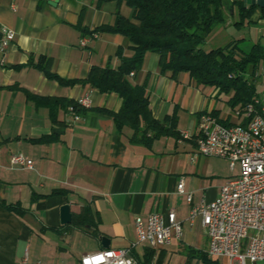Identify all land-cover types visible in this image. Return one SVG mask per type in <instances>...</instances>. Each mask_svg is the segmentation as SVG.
Returning <instances> with one entry per match:
<instances>
[{"label":"crops","instance_id":"0c3cea01","mask_svg":"<svg viewBox=\"0 0 264 264\" xmlns=\"http://www.w3.org/2000/svg\"><path fill=\"white\" fill-rule=\"evenodd\" d=\"M227 1L225 22L206 37L205 49L233 40H249L264 49V11L244 0ZM48 2L0 0V29L15 33L7 51L0 53V264H79L82 256L104 249L103 237L109 249H130L136 217L145 221L171 209L182 224V237L159 249L135 246L131 255L136 264L147 258L151 264H227L208 256L201 218L188 219L192 205L215 200L220 187L239 172L238 167L230 170L226 159L197 152L200 118L216 110L219 120H228L224 99L215 89L196 85L186 73L160 72L159 56L148 52L140 71L129 79L146 85L155 119L176 116L180 138L162 136L150 146L130 140V132L118 131L104 111L117 112L121 98L100 93L85 80L93 67L116 68L119 48L132 55L121 34L96 32L112 25L118 13L130 18L132 9L118 0ZM241 2L246 9L255 8L236 26ZM230 30L226 38H217ZM82 39L87 40L83 47ZM41 57L50 61L51 72L73 83L48 78L36 66ZM83 97L91 105L77 120L58 105L52 117L37 102ZM236 121L234 116L228 120ZM183 132L191 138L183 139ZM44 137L52 139L39 141ZM13 154L30 159L33 168L12 165ZM180 180L192 195L190 204L186 195L177 193ZM66 204L72 221L63 225L60 208ZM80 218L85 226L74 227Z\"/></svg>","mask_w":264,"mask_h":264},{"label":"trees","instance_id":"16d2710c","mask_svg":"<svg viewBox=\"0 0 264 264\" xmlns=\"http://www.w3.org/2000/svg\"><path fill=\"white\" fill-rule=\"evenodd\" d=\"M132 9V16L126 18L117 14L110 26H101L96 32H111L124 36L131 44V56H125L119 48V64L93 67L85 83L100 93H116L122 100L117 112L104 110L112 117L116 129L130 132V140L150 146L152 141L171 136L180 138L176 129L175 115L167 116L163 121L154 118L149 104L146 85L132 84L130 73L137 74L148 52L159 56L160 72H169L173 76L186 73L198 86H208L217 91L218 96H226L225 104L233 111H242L244 107L259 97L255 91V80L261 62L264 61V49L259 44L243 50L241 40H233L227 45L205 50L206 37L213 29L225 22L227 0H118ZM239 21L236 26L247 20L254 6L246 9L238 3ZM263 11V9H262ZM36 66L50 78L62 84L73 81L61 79L50 70V61L40 58ZM50 109L54 117L55 108L61 106L68 110L72 107L77 114L84 111L75 101L57 98L37 99ZM210 114L218 120V111ZM222 125L230 122L219 120ZM51 137L39 139L50 141ZM89 211V210H87ZM86 211V212H87ZM74 227L85 226L83 218L73 222ZM151 251V250H150ZM142 264H151L147 258Z\"/></svg>","mask_w":264,"mask_h":264},{"label":"built area","instance_id":"2783aa9c","mask_svg":"<svg viewBox=\"0 0 264 264\" xmlns=\"http://www.w3.org/2000/svg\"><path fill=\"white\" fill-rule=\"evenodd\" d=\"M14 36L13 30L0 29V53L7 51ZM86 42L82 39L80 46H85ZM76 103L83 109L91 105L88 97L79 98ZM252 104H260V112H253ZM68 111L74 119H79L72 107ZM232 114L237 121L229 126L222 125L210 113L203 115L195 140L200 155L226 159L230 170L238 167L239 172L220 187L215 200L192 205L188 219L192 222L197 216L201 218L208 237L209 257L225 259L227 264H264V123L260 121V114H264V93L242 111ZM181 137L189 139L191 135L183 132ZM11 163L33 168L32 161L22 154H13ZM177 193L186 195L189 204L192 202L183 180L178 182ZM134 229L136 240L130 249L89 253L81 257L79 264H136L131 255L135 246L159 249L183 234L182 224L173 209L165 215L153 213L145 221L136 217Z\"/></svg>","mask_w":264,"mask_h":264},{"label":"rangeland","instance_id":"374dc122","mask_svg":"<svg viewBox=\"0 0 264 264\" xmlns=\"http://www.w3.org/2000/svg\"><path fill=\"white\" fill-rule=\"evenodd\" d=\"M230 33H231V30L228 32H222L221 34H217L216 36L218 39L221 38V40H222V39L226 38L227 34H230ZM241 44H242V47L244 48L243 50L249 51L253 43H251L249 40H246L244 43H241ZM204 49H205V47H204ZM205 50H209V49H205ZM254 85H255L256 94L259 97H261L262 94L264 93V61L261 62L260 67L257 71V78L255 80ZM221 97L223 99H226V96H221ZM231 111H233V110L230 109V111H229V109H228L229 114L226 115L228 120L233 118V115L230 114ZM236 172H237V170H236Z\"/></svg>","mask_w":264,"mask_h":264},{"label":"water","instance_id":"95a60500","mask_svg":"<svg viewBox=\"0 0 264 264\" xmlns=\"http://www.w3.org/2000/svg\"><path fill=\"white\" fill-rule=\"evenodd\" d=\"M59 0H49V5L56 6ZM246 5H256L257 7L264 9V0H244ZM61 224L68 225L72 221V213L70 211L69 205H63L60 208ZM102 247L104 249H109V240L105 237L102 238Z\"/></svg>","mask_w":264,"mask_h":264},{"label":"bare ground","instance_id":"6f19581e","mask_svg":"<svg viewBox=\"0 0 264 264\" xmlns=\"http://www.w3.org/2000/svg\"><path fill=\"white\" fill-rule=\"evenodd\" d=\"M252 111L253 112H260V104H252ZM260 121L264 123V114H260Z\"/></svg>","mask_w":264,"mask_h":264}]
</instances>
